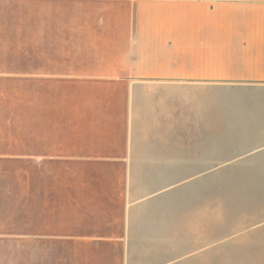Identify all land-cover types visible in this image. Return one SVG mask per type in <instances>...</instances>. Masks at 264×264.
Segmentation results:
<instances>
[{"label":"crops","instance_id":"0c3cea01","mask_svg":"<svg viewBox=\"0 0 264 264\" xmlns=\"http://www.w3.org/2000/svg\"><path fill=\"white\" fill-rule=\"evenodd\" d=\"M0 19H24L21 44L0 41V82L27 85L23 149L9 133L0 157L90 163L92 177L112 179L111 198L93 194L118 203L108 226L124 239L129 179L148 176L154 163L164 170L159 176H175L171 163L181 155L203 168L208 131H230L234 177L255 179L239 206L263 218L251 224L238 257L264 258V0H0ZM0 22V35L16 29ZM179 46L188 51L184 62L175 60ZM223 49L225 60L206 55ZM214 65L225 68L210 72ZM49 83L56 98L52 138ZM8 106L9 127L16 108L11 100ZM177 129L190 131L184 149ZM177 224L175 205L168 227L182 231Z\"/></svg>","mask_w":264,"mask_h":264},{"label":"rangeland","instance_id":"374dc122","mask_svg":"<svg viewBox=\"0 0 264 264\" xmlns=\"http://www.w3.org/2000/svg\"><path fill=\"white\" fill-rule=\"evenodd\" d=\"M0 21L16 28L7 27L10 34L0 35V41L6 40L3 36L18 44L24 41V19ZM187 52L179 46L175 60L186 61ZM15 53L17 59L23 58V52ZM206 55L214 62L230 57L226 49L208 50ZM222 68L214 65L210 72ZM54 86L49 83L50 138L56 134ZM26 88L23 81L0 82V145L8 143L11 133L17 150L23 149ZM10 100L16 109L8 127ZM186 132L190 133L177 129L178 150L184 149ZM229 132L208 131V159L203 168L181 155L171 163L170 173L175 176H159L164 170L154 163L145 172L148 176L129 179L125 195L131 220L124 228V239L108 226V216L116 215L118 203L93 194L98 189L111 198L112 179L92 177L95 170L90 163L51 158L42 165L20 154L13 160L0 157V264H264L263 257H238L240 248L248 245L251 224L263 218L257 210L239 206L247 201L242 194L254 187L255 179L234 177L239 164L234 166L231 160L232 146L226 143L231 140ZM191 172L201 175H186ZM163 189L167 191L156 194ZM175 205L177 228L182 231L168 227Z\"/></svg>","mask_w":264,"mask_h":264}]
</instances>
